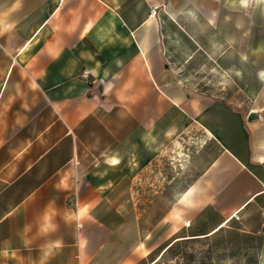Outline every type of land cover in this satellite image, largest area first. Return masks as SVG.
<instances>
[{
  "label": "crops",
  "instance_id": "1",
  "mask_svg": "<svg viewBox=\"0 0 264 264\" xmlns=\"http://www.w3.org/2000/svg\"><path fill=\"white\" fill-rule=\"evenodd\" d=\"M262 72L264 0H0V264H264Z\"/></svg>",
  "mask_w": 264,
  "mask_h": 264
},
{
  "label": "clouds",
  "instance_id": "2",
  "mask_svg": "<svg viewBox=\"0 0 264 264\" xmlns=\"http://www.w3.org/2000/svg\"><path fill=\"white\" fill-rule=\"evenodd\" d=\"M257 2H260V0H257ZM241 4L244 6V7H247L248 4H249V0H241ZM260 79L262 81H264V72L260 73ZM51 227L50 225H46L42 230L47 232L48 231V228ZM57 246H59V243L57 242Z\"/></svg>",
  "mask_w": 264,
  "mask_h": 264
},
{
  "label": "built area",
  "instance_id": "3",
  "mask_svg": "<svg viewBox=\"0 0 264 264\" xmlns=\"http://www.w3.org/2000/svg\"><path fill=\"white\" fill-rule=\"evenodd\" d=\"M151 12L152 16H156V9L153 8Z\"/></svg>",
  "mask_w": 264,
  "mask_h": 264
},
{
  "label": "snow or ice",
  "instance_id": "4",
  "mask_svg": "<svg viewBox=\"0 0 264 264\" xmlns=\"http://www.w3.org/2000/svg\"><path fill=\"white\" fill-rule=\"evenodd\" d=\"M113 163H115V161H113Z\"/></svg>",
  "mask_w": 264,
  "mask_h": 264
}]
</instances>
